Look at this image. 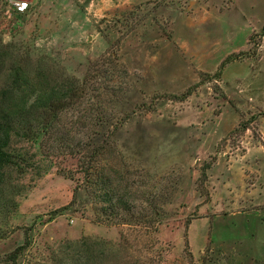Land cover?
<instances>
[{"label":"rangeland","instance_id":"obj_1","mask_svg":"<svg viewBox=\"0 0 264 264\" xmlns=\"http://www.w3.org/2000/svg\"><path fill=\"white\" fill-rule=\"evenodd\" d=\"M12 1L29 9L0 0L5 69L53 83L100 61L90 84L122 87L114 112L129 119L113 166L137 200L106 220L71 155L42 161L41 175L14 173L0 264H264V0ZM113 54L117 67L103 62Z\"/></svg>","mask_w":264,"mask_h":264},{"label":"trees","instance_id":"obj_2","mask_svg":"<svg viewBox=\"0 0 264 264\" xmlns=\"http://www.w3.org/2000/svg\"><path fill=\"white\" fill-rule=\"evenodd\" d=\"M258 36L264 37V29ZM244 54L229 56L213 77L220 79L224 67L241 60ZM104 61L114 67L118 60L113 54ZM99 62L91 65L83 79L62 75L52 83L46 78L48 74L28 79L19 69H5L0 53V75L5 70L10 83L0 96L1 200L7 203L11 196L6 186L11 185L12 174L23 176L35 169L41 175L50 167L41 170L42 161L66 154L77 158L78 173L83 176L85 189L100 204L99 211L106 220L118 219L120 211L133 212L137 199L129 191L122 193L123 188L128 190L124 173L113 166L118 162L117 136L129 116L117 117L114 112L122 93L121 86L90 84L95 80ZM191 94L188 91L179 100L184 101ZM256 119L252 115L248 124L242 122L239 127L250 130V124ZM25 143L37 144L40 151L24 150L22 144ZM211 165L201 170L199 191L205 188ZM24 250L25 245L17 248L9 256L10 261H17Z\"/></svg>","mask_w":264,"mask_h":264},{"label":"built area","instance_id":"obj_3","mask_svg":"<svg viewBox=\"0 0 264 264\" xmlns=\"http://www.w3.org/2000/svg\"><path fill=\"white\" fill-rule=\"evenodd\" d=\"M10 3L17 13H23L29 9V3H24L21 1H12V0H10Z\"/></svg>","mask_w":264,"mask_h":264}]
</instances>
